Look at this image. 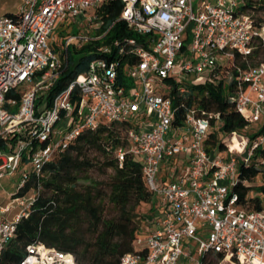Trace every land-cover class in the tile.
<instances>
[{
    "label": "built area",
    "instance_id": "2783aa9c",
    "mask_svg": "<svg viewBox=\"0 0 264 264\" xmlns=\"http://www.w3.org/2000/svg\"><path fill=\"white\" fill-rule=\"evenodd\" d=\"M108 1L22 0L17 13L0 16V140L14 142L11 150L0 149V177L17 171L26 156L31 169L21 171L19 191L30 171L40 175L84 129L129 121L128 152L140 161L160 208L155 229L138 236V251L123 255L120 264H205L209 252H222L233 264H264V209L248 208L231 191L239 161L249 164L254 150L264 147V121L259 134L246 137L243 157L230 149L208 151L214 114L190 108L176 125L167 96L175 81L217 85L237 70L238 112L250 123L264 119V59L246 60L244 69L234 64L237 54L246 58L264 45V22L258 25L254 12L244 9L246 0H122L114 22L123 21L143 40L122 36L103 42L110 27L99 31L96 10ZM67 18L87 30L70 32L55 49V29ZM91 42L97 56L88 68L50 104H38L65 69L68 47ZM113 50L136 59L108 60L104 55ZM181 153L187 162L178 168L174 159ZM117 156L122 160L124 150ZM162 163L170 167L168 178H159ZM31 199L14 196L19 211L12 219L3 217L7 207L0 208V252ZM19 264L77 263L70 253L30 244Z\"/></svg>",
    "mask_w": 264,
    "mask_h": 264
},
{
    "label": "trees",
    "instance_id": "16d2710c",
    "mask_svg": "<svg viewBox=\"0 0 264 264\" xmlns=\"http://www.w3.org/2000/svg\"><path fill=\"white\" fill-rule=\"evenodd\" d=\"M123 7L122 0H111L96 10L102 22L99 31L110 27L103 42L122 36L143 40L123 21L114 22ZM244 7L254 12L258 25L264 22V0H246ZM60 34L59 44H53L55 49L70 31L65 27ZM95 46V42H91L84 43L80 48L68 47L65 69L38 104L42 100L50 104L78 73L88 68L89 62L97 56L92 52ZM115 55L113 50L104 56L108 60L118 58L121 62L136 59L125 53ZM262 59L264 45L258 44L246 58L237 54L234 64L244 69L247 67L246 60L254 64ZM238 82L237 70L232 71L225 83L217 85H189L184 80L175 81L167 95L174 110V124H182L190 108L205 115L213 113L209 117L208 151L214 147L226 150L224 138L231 133L250 139L255 137L262 131V126L247 133L251 123L236 108ZM72 97H76V91ZM130 126L129 121H112L101 123L96 129H84L67 149L55 153L51 161L43 166L40 175L30 171L29 179L15 195L32 196L31 205L28 214L21 217L14 235L0 252V264H19L30 244L70 253L77 264H120L123 255L138 251L135 239L145 234L140 217H147L140 215L137 207L141 203H150L149 209L155 211L160 206L158 198L148 187L140 161L128 152L126 130ZM236 143L235 140L233 145ZM13 144L12 141L0 140V149L11 150ZM118 149L124 150L122 160L117 156ZM26 161V156H23V164ZM94 167H100L105 172L103 179L91 177L89 171ZM108 168L111 173H106ZM24 169L30 170L31 167ZM257 177L262 179V184L253 187L250 182ZM231 191L236 192L239 202L248 208L264 209V147L254 150L249 164L239 161L237 182ZM203 260L205 264H220L221 261V264H227L229 261L222 252H209Z\"/></svg>",
    "mask_w": 264,
    "mask_h": 264
},
{
    "label": "rangeland",
    "instance_id": "374dc122",
    "mask_svg": "<svg viewBox=\"0 0 264 264\" xmlns=\"http://www.w3.org/2000/svg\"><path fill=\"white\" fill-rule=\"evenodd\" d=\"M10 3H12V0H0V14L6 12V11H10L15 10L12 9V6L10 5ZM14 8V7H13ZM16 11V10H15ZM67 28V30H69L72 33H78V32H82V31H86L87 30V26L85 25V23H78L76 21H72L70 18H67L64 21V24H58V26L55 29L54 32V42L58 43L60 42L61 38V34L60 31L62 28ZM90 33L92 34H96L97 30H92L90 31ZM193 79L188 78L187 79V83L189 85L193 84ZM262 121H264V119H261L259 122L257 123H251L248 128H247V133H250L254 130H256L261 124ZM245 133V134H247ZM235 140L237 141L236 145H233V143L235 142ZM245 140H246V136L244 135H239L236 133H231L228 134L225 138H224V142L227 145V149H230V151H232L233 154L238 155L239 157H243V153L245 150ZM3 154H6V152H3ZM106 173H111L112 170L110 168H108L106 170ZM89 174L91 175V177L93 178H99V179H103L105 172L102 171V169L100 167H94L89 171ZM252 184V186H258L262 184V179H260V177H257L256 179H254L252 182H250ZM15 187H10V189L8 190V192H3L2 189L0 188V202L1 201H5L8 196H9V192H11L12 190H14ZM253 192L256 193V191L253 189ZM155 203L157 204V200H155ZM150 207V203H141L138 207H137V212L140 215H145L147 218H143V216L140 217L141 220V225H142V232L146 233L150 230L155 229L156 227V221L154 220V216L156 215L155 211H152L149 209ZM159 209V207H158ZM222 263V261L220 262V264ZM227 264H233L232 262H229Z\"/></svg>",
    "mask_w": 264,
    "mask_h": 264
},
{
    "label": "crops",
    "instance_id": "0c3cea01",
    "mask_svg": "<svg viewBox=\"0 0 264 264\" xmlns=\"http://www.w3.org/2000/svg\"><path fill=\"white\" fill-rule=\"evenodd\" d=\"M10 5L12 6V9H15L16 11L15 10H13V12L12 10L6 11L0 14V16L5 14L11 15L17 13L19 11L20 6L22 5V0H12V3H10ZM186 162H187V155L184 153L178 154L174 159V163L178 166V168H183L186 165ZM24 168H29V166H25V164H23L22 162L17 171L10 174L6 173L2 177H0V188L2 189L3 192H8L10 187H15L14 190L8 193L9 194L8 198L5 201L0 202V208L1 207L8 208V210L3 214V217L6 219H12L14 215H16V213L19 211V206L13 203V198L15 193L17 192V186L21 179V171ZM166 177L167 178L170 177V167L167 166V164L162 163L160 165L159 178H166ZM158 180L164 181L170 179H158ZM155 213H156V209H155Z\"/></svg>",
    "mask_w": 264,
    "mask_h": 264
}]
</instances>
